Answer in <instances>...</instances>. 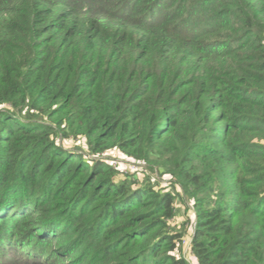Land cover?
<instances>
[{
	"label": "trees",
	"instance_id": "1",
	"mask_svg": "<svg viewBox=\"0 0 264 264\" xmlns=\"http://www.w3.org/2000/svg\"><path fill=\"white\" fill-rule=\"evenodd\" d=\"M179 188L197 264H264V0H0V264H188Z\"/></svg>",
	"mask_w": 264,
	"mask_h": 264
},
{
	"label": "rangeland",
	"instance_id": "2",
	"mask_svg": "<svg viewBox=\"0 0 264 264\" xmlns=\"http://www.w3.org/2000/svg\"><path fill=\"white\" fill-rule=\"evenodd\" d=\"M62 144L66 148H74L75 151L83 154L88 160L96 159L108 163L118 172L116 181L119 183L128 179L127 176H131L130 180L134 182V187L139 188L151 186L162 193L168 191L175 192L170 183V176L162 175L157 169H151L147 162H139L136 159L127 156L117 148L107 150L100 155H93L91 154L84 138H69L64 140ZM177 194L181 197V199H184V202H181L179 199L176 201L175 216L168 223L173 232L183 234L180 245L181 253L175 252V255L185 259L188 264H197L196 258L192 254L190 245L196 226L194 202L186 198L185 193L181 191L180 188L177 190Z\"/></svg>",
	"mask_w": 264,
	"mask_h": 264
}]
</instances>
